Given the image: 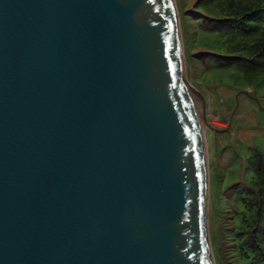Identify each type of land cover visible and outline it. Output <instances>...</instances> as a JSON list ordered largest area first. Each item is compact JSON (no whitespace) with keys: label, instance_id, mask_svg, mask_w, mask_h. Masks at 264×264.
I'll return each instance as SVG.
<instances>
[{"label":"water","instance_id":"water-1","mask_svg":"<svg viewBox=\"0 0 264 264\" xmlns=\"http://www.w3.org/2000/svg\"><path fill=\"white\" fill-rule=\"evenodd\" d=\"M187 85L173 0H0V264H214Z\"/></svg>","mask_w":264,"mask_h":264},{"label":"rangeland","instance_id":"rangeland-1","mask_svg":"<svg viewBox=\"0 0 264 264\" xmlns=\"http://www.w3.org/2000/svg\"><path fill=\"white\" fill-rule=\"evenodd\" d=\"M202 1L173 0V3L187 87L204 98L202 102L197 94L190 93L192 102L198 103L199 122H204L209 248L213 263L223 264L224 253L227 249L231 253L232 249L229 239L234 227L232 217L235 209L240 212L243 208L242 193L237 189L247 187L253 154L264 152V74L249 76L235 64L219 62L225 54L218 37L203 29ZM234 221L238 223L236 217Z\"/></svg>","mask_w":264,"mask_h":264},{"label":"trees","instance_id":"trees-1","mask_svg":"<svg viewBox=\"0 0 264 264\" xmlns=\"http://www.w3.org/2000/svg\"><path fill=\"white\" fill-rule=\"evenodd\" d=\"M200 8L205 12L203 29L218 37L224 51L219 62L235 64L249 76L263 75L264 0H203ZM249 166L247 187L237 189L243 208L232 217V249L224 253L223 264H264V152H255Z\"/></svg>","mask_w":264,"mask_h":264},{"label":"bare ground","instance_id":"bare-ground-1","mask_svg":"<svg viewBox=\"0 0 264 264\" xmlns=\"http://www.w3.org/2000/svg\"><path fill=\"white\" fill-rule=\"evenodd\" d=\"M189 88V87H188ZM193 94V93H192ZM192 98V97H191ZM193 106H194V110H195V113L197 115V119L199 120V117H200V110L199 108L197 107L198 106V103H196L195 101H193ZM203 113V112H202ZM200 123V122H199ZM204 122H202V124H200L201 126V130H202V133H203V140H204V125H203ZM203 148H204V154L206 156V153H205V146L203 144ZM208 177V175H207ZM208 179V178H207Z\"/></svg>","mask_w":264,"mask_h":264}]
</instances>
